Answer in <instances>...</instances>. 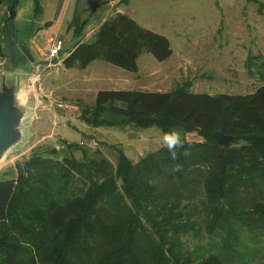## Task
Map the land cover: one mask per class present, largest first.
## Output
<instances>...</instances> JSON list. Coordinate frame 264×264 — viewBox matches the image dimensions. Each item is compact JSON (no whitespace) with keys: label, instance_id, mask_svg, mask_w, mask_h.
<instances>
[{"label":"trees","instance_id":"obj_1","mask_svg":"<svg viewBox=\"0 0 264 264\" xmlns=\"http://www.w3.org/2000/svg\"><path fill=\"white\" fill-rule=\"evenodd\" d=\"M246 2L264 18L262 2ZM18 4L0 0V54L14 69L26 65ZM84 25L75 14L72 36ZM142 53L157 62L172 54L165 37L116 13L62 64L85 69L101 60L136 73ZM255 59L245 66L262 85L246 95L190 93L187 82L171 92H97L79 116L90 128L180 129L201 140L183 139L191 155L178 149L176 161L162 146L136 162L118 151L115 165L81 145H67L79 160L31 150L14 178L0 177V264H264V58ZM220 135L234 145L217 146ZM176 163L183 167L173 172Z\"/></svg>","mask_w":264,"mask_h":264},{"label":"rangeland","instance_id":"obj_2","mask_svg":"<svg viewBox=\"0 0 264 264\" xmlns=\"http://www.w3.org/2000/svg\"><path fill=\"white\" fill-rule=\"evenodd\" d=\"M35 1L37 8L34 5L28 11V18L14 24L18 45H26L39 27L45 0ZM259 1L264 4V0ZM124 8L123 14L140 27L168 40L171 56L157 62L150 54L142 53L137 60L136 73L101 60L94 61L86 70H65L62 61L46 68L43 57L38 71L40 83L34 85V90L29 89L27 76L20 77L16 93L25 111L21 138L0 156V177L14 178L15 163L23 162L35 148L53 150L54 153L45 156L55 160L71 156L79 160L81 154L69 150L67 145H81L88 152H101L115 165L118 151L136 162L164 146L163 133L156 127L94 129L82 123L80 111L93 105L99 91L171 92L187 82L190 93L246 95L262 85L255 76L248 75L245 66L249 56L256 58L252 61L254 64L260 61L258 57L264 58V18L257 14L253 3L246 0H130ZM98 16L91 17L86 32L95 28ZM97 31L92 30V34L86 33L88 37L80 39L56 36L66 49L59 59L79 41L92 42ZM35 42L43 43L40 36ZM25 63L27 65L28 61ZM12 69L0 54V71L6 78L15 80L21 70L7 75ZM174 130L187 141L201 140L196 134Z\"/></svg>","mask_w":264,"mask_h":264},{"label":"crops","instance_id":"obj_3","mask_svg":"<svg viewBox=\"0 0 264 264\" xmlns=\"http://www.w3.org/2000/svg\"><path fill=\"white\" fill-rule=\"evenodd\" d=\"M129 1L126 2L125 0H45V5H48V7L43 5V7L41 8V16H40L41 19L40 21H38L39 27L36 29L34 33L31 34L25 46L29 48L34 58V62L35 63L38 62L37 65L40 66V62L43 61V57L45 56L46 53L48 41L52 37L60 36L65 39V38H69V36H72V28L70 27V24L75 14H78L80 16V20L85 22V25L83 27V32L80 37L82 38L83 36L84 37L87 36L86 33L92 34V30L94 31L97 30L98 27L104 21L110 19L116 13H121V14L125 13L124 6L126 7V4H129ZM34 5H35V0H26L24 3L22 2V0H19V4L16 8L15 19H14L15 24L18 22H22L23 18H28V11L30 9L32 10ZM56 5H57V9L55 10ZM5 12H6L5 5H0V20L4 16ZM97 14L99 16L97 18V23L95 25V28L90 30L89 32H86L91 17H94ZM39 36H40V40L43 41L42 45L37 44L35 42V40ZM70 51H67V53L58 60L59 63L68 55ZM65 52L66 49H64L63 46V51L61 53H65ZM93 63L94 62L90 63L85 68V70L88 69ZM23 68L26 69L24 72L27 75V73H29L31 69V64L28 63L23 67L16 69L13 68L12 70L6 72V74L7 75L15 74L17 71L23 70ZM29 89L34 90V86L29 87ZM40 90H41V85H40Z\"/></svg>","mask_w":264,"mask_h":264},{"label":"water","instance_id":"obj_4","mask_svg":"<svg viewBox=\"0 0 264 264\" xmlns=\"http://www.w3.org/2000/svg\"><path fill=\"white\" fill-rule=\"evenodd\" d=\"M18 49L29 64L35 63L28 47L19 45ZM23 72L21 70L16 74L14 80L6 78L3 71H0V156L21 138V122L25 111L16 92L20 77H25ZM234 143L235 139L232 136L220 135L216 140L217 146L223 148L231 147Z\"/></svg>","mask_w":264,"mask_h":264},{"label":"built area","instance_id":"obj_5","mask_svg":"<svg viewBox=\"0 0 264 264\" xmlns=\"http://www.w3.org/2000/svg\"><path fill=\"white\" fill-rule=\"evenodd\" d=\"M46 53L44 56V62L46 63V68L54 67L59 63L60 53L63 51V41L59 37H53L48 41ZM40 66L37 63L31 65V69L27 76V81L30 87H33L35 84L40 83V75L38 71Z\"/></svg>","mask_w":264,"mask_h":264},{"label":"clouds","instance_id":"obj_6","mask_svg":"<svg viewBox=\"0 0 264 264\" xmlns=\"http://www.w3.org/2000/svg\"><path fill=\"white\" fill-rule=\"evenodd\" d=\"M162 144L167 147V150L169 151L171 158L173 161L178 160V149H185L182 153L184 157H188L191 155V151L187 148H185L184 140L181 137L180 132L177 130H170L168 132L163 133L162 135ZM182 165L179 163L174 164L172 171L178 172L182 170Z\"/></svg>","mask_w":264,"mask_h":264}]
</instances>
